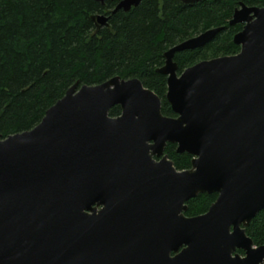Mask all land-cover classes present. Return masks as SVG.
Instances as JSON below:
<instances>
[{
	"label": "water",
	"instance_id": "obj_1",
	"mask_svg": "<svg viewBox=\"0 0 264 264\" xmlns=\"http://www.w3.org/2000/svg\"><path fill=\"white\" fill-rule=\"evenodd\" d=\"M237 23L236 54L178 73L176 52L222 26L165 52L157 70L176 116L138 77L116 75L74 83L35 127L0 134V264H264V244L246 232L264 210V6L241 2ZM168 143L193 156L190 168H176ZM202 193L218 196L186 215Z\"/></svg>",
	"mask_w": 264,
	"mask_h": 264
},
{
	"label": "trees",
	"instance_id": "obj_2",
	"mask_svg": "<svg viewBox=\"0 0 264 264\" xmlns=\"http://www.w3.org/2000/svg\"><path fill=\"white\" fill-rule=\"evenodd\" d=\"M121 0H0V134L35 127L47 109L74 83L99 84L116 75L138 77L162 102V112L176 116L168 99L165 52L174 45L222 26L204 46L176 52L178 73L206 59L240 51L234 35L242 23L230 24L243 2L264 6V0H143L129 11L112 10ZM106 14L99 25L96 15ZM95 17V18H94ZM121 113V106L110 115ZM165 153L177 169L192 166L193 156L168 143ZM217 193L188 201V216L206 212ZM255 245L264 244V210L246 227Z\"/></svg>",
	"mask_w": 264,
	"mask_h": 264
},
{
	"label": "flooded vegetation",
	"instance_id": "obj_3",
	"mask_svg": "<svg viewBox=\"0 0 264 264\" xmlns=\"http://www.w3.org/2000/svg\"><path fill=\"white\" fill-rule=\"evenodd\" d=\"M237 251H238L240 254H242V255L245 254L244 250H242V249H238Z\"/></svg>",
	"mask_w": 264,
	"mask_h": 264
}]
</instances>
